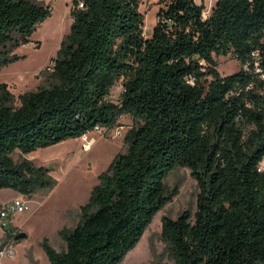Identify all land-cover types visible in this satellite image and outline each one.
Returning a JSON list of instances; mask_svg holds the SVG:
<instances>
[{
  "label": "trees",
  "instance_id": "trees-1",
  "mask_svg": "<svg viewBox=\"0 0 264 264\" xmlns=\"http://www.w3.org/2000/svg\"><path fill=\"white\" fill-rule=\"evenodd\" d=\"M140 3L72 0L50 84L20 94L19 105L3 90L0 188L30 197L53 188L49 167L13 154L113 128L130 114L128 149L100 173L78 224L59 230L65 248L43 240L50 263L122 262L177 193L168 176L188 167L197 208L162 223L174 264H264V0H217L208 16L204 2L159 0L150 36ZM51 15L31 0H0V68L20 59L14 49ZM229 53L241 68L222 75L215 55Z\"/></svg>",
  "mask_w": 264,
  "mask_h": 264
},
{
  "label": "rangeland",
  "instance_id": "rangeland-1",
  "mask_svg": "<svg viewBox=\"0 0 264 264\" xmlns=\"http://www.w3.org/2000/svg\"><path fill=\"white\" fill-rule=\"evenodd\" d=\"M51 7L52 15L42 22L31 41L14 49L20 59L0 68V98L7 89L16 97L27 91H35L51 82L52 58L57 55L61 42L72 25V0H31ZM204 2L208 16L217 0ZM159 0H141L140 9L145 15L144 33L150 36L158 21ZM222 75L233 73L241 64L232 53L215 55ZM259 64V63H258ZM262 70V69H261ZM264 76V75H263ZM6 83V88L2 84ZM124 92L120 79L112 88L110 100L119 102ZM135 124L130 114L120 118L119 124L109 130L96 129L87 133L93 141L91 148L83 146L85 136L41 147L31 153L17 150L13 157L31 159L37 166H49V175L57 183L53 188H39L34 195H19L13 188H0V209L15 199H24L29 208L14 213L5 227L0 223V264H51L43 246L48 237L56 249L65 248L59 230L65 226L75 227L81 218V206L89 200L99 175L106 170L120 152L128 149L125 134ZM120 128L122 133H117ZM170 189H176L173 199L161 209L145 231L138 244L118 264H174L162 240V223L165 216L177 218L184 210L195 212L200 188L190 168L178 167L167 178ZM25 231L27 236L16 239Z\"/></svg>",
  "mask_w": 264,
  "mask_h": 264
},
{
  "label": "built area",
  "instance_id": "built-area-1",
  "mask_svg": "<svg viewBox=\"0 0 264 264\" xmlns=\"http://www.w3.org/2000/svg\"><path fill=\"white\" fill-rule=\"evenodd\" d=\"M257 53V52H256ZM247 68V67H246ZM96 129H106L109 130L111 128H104V127H96ZM95 129V130H96ZM117 133H122V130H120V128L117 130ZM85 136V142L83 144V146L85 148H88L90 146V141L88 139V135L85 134L83 135ZM29 208L27 201H25L24 199H15L12 202L6 204L4 207H2L0 209V223L2 226H7L10 222V217L17 212H24L25 210H27Z\"/></svg>",
  "mask_w": 264,
  "mask_h": 264
},
{
  "label": "water",
  "instance_id": "water-1",
  "mask_svg": "<svg viewBox=\"0 0 264 264\" xmlns=\"http://www.w3.org/2000/svg\"><path fill=\"white\" fill-rule=\"evenodd\" d=\"M49 167V166H48ZM27 236V233L25 231H21L16 235V239H22Z\"/></svg>",
  "mask_w": 264,
  "mask_h": 264
},
{
  "label": "bare ground",
  "instance_id": "bare-ground-1",
  "mask_svg": "<svg viewBox=\"0 0 264 264\" xmlns=\"http://www.w3.org/2000/svg\"><path fill=\"white\" fill-rule=\"evenodd\" d=\"M92 144H93V141H90V146L88 147V149L91 148Z\"/></svg>",
  "mask_w": 264,
  "mask_h": 264
},
{
  "label": "crops",
  "instance_id": "crops-1",
  "mask_svg": "<svg viewBox=\"0 0 264 264\" xmlns=\"http://www.w3.org/2000/svg\"><path fill=\"white\" fill-rule=\"evenodd\" d=\"M19 195H23V194L19 193Z\"/></svg>",
  "mask_w": 264,
  "mask_h": 264
}]
</instances>
